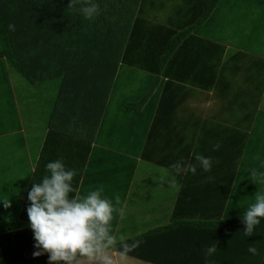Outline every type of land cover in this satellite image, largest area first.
<instances>
[{
    "label": "crops",
    "instance_id": "obj_1",
    "mask_svg": "<svg viewBox=\"0 0 264 264\" xmlns=\"http://www.w3.org/2000/svg\"><path fill=\"white\" fill-rule=\"evenodd\" d=\"M205 1L199 0L200 5L198 0L122 2L132 13V28H139V35L134 39L139 42V54L146 62L144 67L131 64L126 69L134 81L125 82L110 94L103 115L115 117L103 120L104 128L94 132L90 144L68 143L58 133L56 137L49 136L50 130L43 129L40 120L25 124L21 113V108L26 106L24 93L37 85H27L19 74L11 71L7 79L0 76V186L4 187L0 188V234L4 230L18 231L24 225V230L29 228L27 237L34 236L26 210L30 204L28 194L33 184L51 177L46 165L55 158L64 159L66 154L76 157V161L69 166L67 158L63 160L65 170L77 171L70 182L73 190L67 198L82 202L92 192H99L100 199L113 202L112 219L103 227L116 225V233L123 209L130 212L136 207L125 203L131 196L140 200L144 193L143 178L149 164L166 169L171 175L166 177L169 182L162 185L161 193L154 194L155 205L140 200L143 206H160L158 217L165 218L164 225L181 217L177 212L179 206L173 201L178 189L181 196L196 197L192 199V206L180 204L185 213L182 216L188 222L198 224L214 217L223 218L227 212L248 206L244 191L252 186L245 183L247 176L239 175L249 149L247 138L251 132L264 129L262 122L259 123V118L264 120L260 112H264V38L260 39L256 33L251 35L243 19L250 24L254 21L264 31V25L260 24V19H264V5L254 16H235L239 18L235 21L230 13L232 9L227 6L228 0H222L214 12L202 18ZM237 24L242 28L234 27ZM245 29L248 35L239 33ZM169 44L172 50L166 56ZM161 60H164L163 66ZM142 75L150 87L152 79H157L153 92L157 100L155 105H143L137 112L135 105L150 89L143 88ZM150 109L153 116L148 122L146 115ZM73 129L75 133L84 131L81 126ZM217 143L220 147L213 151ZM5 147L11 149L4 151ZM196 154L212 157L210 172L203 171L195 160ZM177 162L184 168L195 164L196 174L176 173L170 165ZM130 163L136 164L132 173ZM254 173L262 179L252 184L259 189L264 175ZM147 183L157 185L152 180ZM5 201H10L11 206L5 207ZM115 203L119 206H114ZM163 206H171L168 214ZM140 214L148 218L142 211ZM155 226L163 225L151 221L140 232ZM123 231L128 233L127 237L132 233L126 226ZM120 257L134 259L107 250L70 264H109L107 258H113L111 264H116L115 260Z\"/></svg>",
    "mask_w": 264,
    "mask_h": 264
},
{
    "label": "trees",
    "instance_id": "obj_2",
    "mask_svg": "<svg viewBox=\"0 0 264 264\" xmlns=\"http://www.w3.org/2000/svg\"><path fill=\"white\" fill-rule=\"evenodd\" d=\"M221 1L206 0L202 18L214 12ZM91 2L99 4L100 11L92 20H88L80 12L82 4H76L72 10L68 8L70 0H0V76L6 78L8 71H15L31 86L54 80L58 88L56 97L51 101L48 114L39 120L43 122V129L47 127L50 130L49 136L56 137L58 133L68 143L81 141L90 144L89 140L94 132L104 128L105 119L108 117L103 115L104 108L110 94L125 82L134 81L126 69L133 66L131 64L144 67L146 62L139 54V42L134 39L139 35V28H132V13L122 4L124 0ZM228 2L227 6L232 9L230 13L235 21L239 19L235 16L243 15L247 18L246 5H264V0ZM197 3L200 5L199 0ZM263 20L260 19L261 25H264ZM243 23L248 26L251 35L256 33L260 39L264 38V31L258 27L260 25L254 21L250 24L245 19ZM10 24L14 25V30L9 28ZM234 27L242 28L241 24ZM245 30H240L239 33L248 35ZM169 46L170 44L166 47ZM168 48L164 52L166 56L172 50ZM163 61H160L161 66L164 65ZM156 80L152 79L150 89L135 105V111L139 112L143 105H155L157 95L154 96L153 92ZM260 112L264 115L263 111ZM147 114L149 122L153 109L148 110ZM110 116L107 119L115 117ZM259 121L264 125V120L259 118ZM74 126L84 127L83 133H75ZM247 139L249 149L244 156L239 176H247L245 183L252 186V189L249 187L250 189L244 191V202H249L248 206L237 212H227L223 218L214 217L198 224L188 222V218L182 216L185 213H182L180 204L192 206V199L196 197L181 196L178 189L173 201L179 206L177 212L181 214L180 218L119 241L114 238L116 225H108L107 236L98 252L111 250L122 255L125 244L132 246L137 241H142L134 251L124 256L149 264H264V217L257 218L260 224L254 226L252 235H244L247 226L246 211L252 203L255 204L258 195L264 196V183L259 189L252 185L256 181H262L256 178L255 171L264 175V129L251 132ZM71 156L66 154L64 159L55 158L53 162H63L67 158V165L70 166L76 161V157ZM135 165L130 163L131 173ZM0 188H4L3 185ZM255 189L257 190L253 191ZM168 193L169 191L165 192V195ZM110 204L113 206V202ZM114 206L119 204L115 203ZM19 227L18 231L4 230L0 234V239L4 242L0 249V264H49L47 252L33 257L34 252L43 249L35 247L34 236L29 234L27 237L29 228L24 230V225ZM108 237L113 238V243H108ZM212 245L216 246L217 251L209 256L207 248ZM250 246L257 249L256 255L248 251ZM81 258L83 257L77 253L71 261H57L52 264H70Z\"/></svg>",
    "mask_w": 264,
    "mask_h": 264
},
{
    "label": "clouds",
    "instance_id": "obj_3",
    "mask_svg": "<svg viewBox=\"0 0 264 264\" xmlns=\"http://www.w3.org/2000/svg\"><path fill=\"white\" fill-rule=\"evenodd\" d=\"M78 3L83 5L80 12L85 19L92 20L99 14V4L92 3L91 0H70L68 8L72 10ZM9 28L14 30V25L10 24ZM219 147V143L215 144L213 151L218 150ZM195 160L199 162L203 171H211L212 157L196 154ZM46 168L51 172V177H45L42 183L33 184L28 194L30 204L26 210L36 241L35 247L43 249V251L34 252L33 257H39L47 252L49 264L57 261H71L77 253L82 257L93 258L107 236V228L103 225H107L112 219L113 208L110 202L100 199V193L97 191L92 192L82 202L70 201L67 197L73 190L70 182L77 175L76 169L66 171L62 160L48 163ZM170 168L176 173L190 171L195 175L197 172L195 164L184 168L177 162L171 164ZM208 179L211 180L212 177ZM116 201H120L119 195L116 196ZM4 206L10 207V201H5ZM258 217H264V196L259 195L257 202L245 213L247 225L244 231L245 236L252 235L254 226L260 224ZM97 225L100 226L97 227ZM108 243H113L112 237H108ZM140 243L142 241H137L132 246L125 244L122 255L134 251ZM216 251V246L212 245L207 248V255L210 256ZM248 251L253 255L257 254L254 246H250Z\"/></svg>",
    "mask_w": 264,
    "mask_h": 264
},
{
    "label": "rangeland",
    "instance_id": "obj_4",
    "mask_svg": "<svg viewBox=\"0 0 264 264\" xmlns=\"http://www.w3.org/2000/svg\"><path fill=\"white\" fill-rule=\"evenodd\" d=\"M262 4L261 3H258V4L251 3L250 5L249 4L246 5V8H247L246 14L248 15L251 14L254 16V13L262 11V8H261ZM220 9L222 11H225V9L223 8H220ZM249 26L251 27V25ZM234 33L237 34L235 31ZM251 38L255 39L254 36H252ZM140 72L141 71H139V73ZM13 73H15V71ZM20 78H22V80L27 85L29 84L23 77L20 76ZM141 79H142L143 88L145 90L149 89L150 85H149V81L147 80V78L144 75H142ZM19 89H22V88H19ZM57 91H58L57 83L54 80L39 84L31 90H28V91L26 90V92L24 93V102L26 106L21 108V113H22L25 124H28L32 122L33 120L39 121V119L43 118V115L48 114V111H50L48 108L49 106H51V101L55 99ZM116 98L117 97H115V99ZM7 149L10 150L11 148L5 147L4 151H7ZM162 177H163V180H161ZM166 177H171V175H169V172L166 169L156 167V166L149 164V169L145 170V177L143 178V180H145L146 186L143 187L144 193L142 194L140 200L142 201L147 200L144 203L155 205L156 202H153V196L156 193L157 194L161 193V189L163 187L162 185L167 184L169 182V180L166 179ZM147 180H150V181L152 180V182H155L157 185L151 186L147 183ZM140 200L135 199L134 197L131 196L129 200L125 203V206H136V207L130 212H128L126 209H123L120 221L117 226L118 227L117 233H116V230L114 232V235L116 234L114 236L116 241L125 239L128 236V233L123 231V228L125 226L128 229L132 230V233L129 235V237H131V236L139 235L141 233L140 230H143L144 224H147L151 221L156 222L159 225H164L166 223L165 218L158 217L160 213L159 211L160 206H143ZM170 207L171 206H163L165 214L169 213ZM141 211H142V214H146L148 218L146 216H142L140 214ZM125 259L126 258L124 257H120V258H117L115 262L116 264L117 262L118 264H148V263H144L141 261L137 262L134 259H128V258L126 259L127 261H125ZM94 260H101V259L99 258V259H94ZM107 261L112 262L113 258H107Z\"/></svg>",
    "mask_w": 264,
    "mask_h": 264
}]
</instances>
